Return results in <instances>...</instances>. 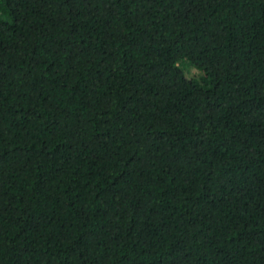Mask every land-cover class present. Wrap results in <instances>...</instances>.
Here are the masks:
<instances>
[{"label":"trees","instance_id":"trees-1","mask_svg":"<svg viewBox=\"0 0 264 264\" xmlns=\"http://www.w3.org/2000/svg\"><path fill=\"white\" fill-rule=\"evenodd\" d=\"M0 264H264V0H0Z\"/></svg>","mask_w":264,"mask_h":264},{"label":"rangeland","instance_id":"rangeland-1","mask_svg":"<svg viewBox=\"0 0 264 264\" xmlns=\"http://www.w3.org/2000/svg\"><path fill=\"white\" fill-rule=\"evenodd\" d=\"M190 69V71L192 72V73H195V74H200L199 73V71L198 70H196V69H194V68H189Z\"/></svg>","mask_w":264,"mask_h":264}]
</instances>
